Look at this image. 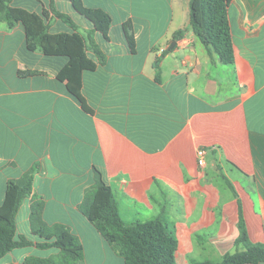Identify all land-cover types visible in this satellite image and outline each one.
Here are the masks:
<instances>
[{"label": "crops", "instance_id": "obj_1", "mask_svg": "<svg viewBox=\"0 0 264 264\" xmlns=\"http://www.w3.org/2000/svg\"><path fill=\"white\" fill-rule=\"evenodd\" d=\"M82 3L111 16L106 38L69 0L10 4L45 12L51 33H71L53 17V5L93 37L104 61L87 51L95 67L82 72V103L57 79L68 59L29 51L22 27L0 21V203L7 183L33 169L17 233L40 241L28 222L35 197L44 203L46 224L65 225L81 243L75 264H123L78 209L96 169L126 223L154 219L170 204L178 264L234 253L239 212L249 240L264 243V0L229 4L232 65L210 56L194 36L189 0ZM198 149L205 150L202 167ZM51 249H15L0 264L56 256Z\"/></svg>", "mask_w": 264, "mask_h": 264}, {"label": "trees", "instance_id": "obj_2", "mask_svg": "<svg viewBox=\"0 0 264 264\" xmlns=\"http://www.w3.org/2000/svg\"><path fill=\"white\" fill-rule=\"evenodd\" d=\"M13 0H0V21L8 28L20 25L24 31L26 48L45 56L65 57L66 65L58 72L57 79L64 82L68 93L82 103L80 89L82 72L93 71L95 64L87 51L104 61L92 36L81 34L73 20L58 12L53 5L50 11L55 19L69 27L71 33H51L46 13L40 15L21 8L11 7ZM73 9L88 20L94 30L105 38L112 24L111 16L100 9L84 7L82 0H69ZM233 0H189V27L206 48L208 54L217 56L220 63L232 65L234 51L228 7ZM184 30L173 34V41L184 36ZM128 44L134 48L132 35L125 31ZM160 58L153 68L159 77ZM33 169L7 183L0 203V259L20 248L35 247L40 250L57 249L56 256L46 258L28 256L18 264H75L83 258V247L77 237L62 224L48 225L42 218L44 203L33 198L29 205L28 222L32 235L40 241L33 242L17 233L16 217L25 199L32 195ZM231 189L230 183H227ZM79 212L92 225L100 237L122 258L123 264H176L178 242L166 209L151 220L126 223L120 219L115 195L106 184L100 171L94 169L93 184L78 206ZM239 234L234 241V253H226L219 260H191V264H264V243L250 242L246 226L239 212ZM241 247V248H240ZM13 264V263H11Z\"/></svg>", "mask_w": 264, "mask_h": 264}, {"label": "rangeland", "instance_id": "obj_3", "mask_svg": "<svg viewBox=\"0 0 264 264\" xmlns=\"http://www.w3.org/2000/svg\"><path fill=\"white\" fill-rule=\"evenodd\" d=\"M146 1H149V0H146ZM161 1V0H160ZM145 3V2H144ZM146 4V3H145ZM146 5H150V4H146ZM76 19L75 20H77L78 21V24L79 25H81V26H85V25H87V23H86V20L84 19V18H77V17H75ZM82 30V29H81ZM165 209H166V217H167V219H168V221L170 222L169 224H170V226H172V223H171V219L173 218V213H172V209L170 208V204L169 203H167L166 204V207H165ZM250 242H252V241H250ZM253 243V242H252ZM88 250L90 251L91 250V248L90 247H88ZM51 251L53 252V253H57L58 251H57V249H51ZM55 256V255H54ZM119 256V255H118ZM120 257V256H119ZM196 260H204V259H196ZM216 260V259H215ZM111 263V262H110ZM108 264H109V262H108ZM176 264H178L177 262H176Z\"/></svg>", "mask_w": 264, "mask_h": 264}, {"label": "built area", "instance_id": "obj_4", "mask_svg": "<svg viewBox=\"0 0 264 264\" xmlns=\"http://www.w3.org/2000/svg\"><path fill=\"white\" fill-rule=\"evenodd\" d=\"M204 155H205L204 149H198L197 150V164L200 167H202L204 165Z\"/></svg>", "mask_w": 264, "mask_h": 264}, {"label": "water", "instance_id": "obj_5", "mask_svg": "<svg viewBox=\"0 0 264 264\" xmlns=\"http://www.w3.org/2000/svg\"><path fill=\"white\" fill-rule=\"evenodd\" d=\"M174 44H175V42H173V43L171 44V48L174 46Z\"/></svg>", "mask_w": 264, "mask_h": 264}]
</instances>
